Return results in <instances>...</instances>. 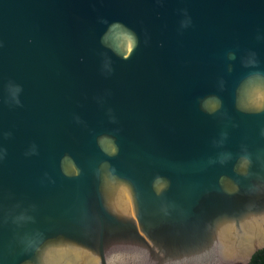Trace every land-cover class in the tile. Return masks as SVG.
Returning a JSON list of instances; mask_svg holds the SVG:
<instances>
[{"label": "water", "instance_id": "95a60500", "mask_svg": "<svg viewBox=\"0 0 264 264\" xmlns=\"http://www.w3.org/2000/svg\"><path fill=\"white\" fill-rule=\"evenodd\" d=\"M262 249L264 0H0V264Z\"/></svg>", "mask_w": 264, "mask_h": 264}, {"label": "trees", "instance_id": "16d2710c", "mask_svg": "<svg viewBox=\"0 0 264 264\" xmlns=\"http://www.w3.org/2000/svg\"><path fill=\"white\" fill-rule=\"evenodd\" d=\"M249 264H264V249L258 251Z\"/></svg>", "mask_w": 264, "mask_h": 264}, {"label": "clouds", "instance_id": "9594fccd", "mask_svg": "<svg viewBox=\"0 0 264 264\" xmlns=\"http://www.w3.org/2000/svg\"><path fill=\"white\" fill-rule=\"evenodd\" d=\"M230 55L232 56V58L235 57V54H234V53H232V54H230ZM19 91H20V87H19V86H16V93H18ZM16 93H14V95H15ZM17 102H19V101L17 100Z\"/></svg>", "mask_w": 264, "mask_h": 264}]
</instances>
